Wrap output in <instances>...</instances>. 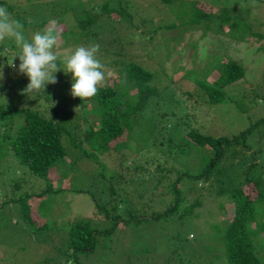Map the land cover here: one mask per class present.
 <instances>
[{
	"label": "rangeland",
	"instance_id": "1",
	"mask_svg": "<svg viewBox=\"0 0 264 264\" xmlns=\"http://www.w3.org/2000/svg\"><path fill=\"white\" fill-rule=\"evenodd\" d=\"M5 1L8 4H15L14 10L21 15L23 13L28 16H23L21 20L23 24H32L33 21L38 19L39 13L33 8H36V5L38 6V1H36V5L31 0ZM100 1H54L57 8L55 7L56 13L52 15V18L63 16L62 23L55 24V19L53 21L50 19L48 23L49 27L57 25L56 29L60 32L58 46L53 49L58 55V60L64 61V58L70 56L78 47L99 44L100 51L97 58L101 63L104 62L101 57L109 61L113 50L121 47L120 43L114 40L117 35H121L118 32L119 29L122 34L126 33L131 36V41L127 44L123 41L122 52L129 56V60L142 64L149 58L150 60H147L151 64L149 68L155 74L153 84L158 88L164 86L166 88L164 92L154 97L153 109H146V114L141 117V120L137 118L139 121L135 122V126L132 125L134 128L131 130L130 137H128L129 140L127 139L125 142L131 145V148L128 149L125 146L116 149V142L120 143L122 139H125L124 136H120L117 141L111 143L114 147L100 156L102 161L107 164L109 173L115 172L113 167L118 170L122 166V160L130 159L128 164L133 160L136 161L133 169L140 170L135 182L133 181L134 185H129L130 179L127 174H122L121 177L115 180L118 183V191L117 194L114 193V197L118 200H124V204H120L121 201L119 202L116 212L127 217L130 214L135 216L144 215L143 217H146L149 221L145 219L146 221L142 225L131 223L124 227L119 226L110 235L99 236L100 241L97 243L96 250L92 254L82 256L81 264H167L169 257L170 259L175 257L179 264H197L196 262L199 263L207 260V258L213 260V264H222L226 260L222 234L218 229H211L213 223L217 222L213 220L216 218V213L211 214L208 221L203 216L197 221L193 219L191 222L186 223L185 208L192 203H196L197 200L194 195L189 194V190L192 189L195 194L207 191V183L198 178V174L204 167L203 161L206 158V153L202 147H198L192 140L174 133L179 126L175 123L179 122L183 129L192 128L201 131L203 134L205 133V135L221 137L234 135L241 129L250 126L253 123L252 121L264 117V41H259L256 38L247 40V37L240 39L239 36H230L228 28L225 29L227 32L219 33V36L214 33L210 34L213 35L212 37L208 35L203 37L201 27L197 26L201 31L199 29L191 31V27L187 26L188 22L186 21H184L185 29L183 26L180 29L163 27L158 29V33L154 36V29L151 26L157 27L175 20L178 21L179 17L173 13L171 7L167 4L156 0H123L130 2V10L134 14V25L128 26L127 22L124 21L125 23L119 24V22L114 21V15L100 10L99 7L102 4V1L101 3ZM197 1L201 2L200 0ZM206 1L209 4L211 0H203V2ZM215 1L218 2L217 5L220 2L222 4L231 3L236 5V8L253 3L252 0ZM205 6L204 3L203 7ZM253 7V17L250 19L255 22L257 18L264 22V0H260ZM156 8L161 10H156ZM87 15L91 19L95 18V20L89 23L86 29H83L78 25V22L79 19H84ZM242 15L244 16V14ZM12 16L17 19L15 15ZM143 19H148L146 25L142 24ZM213 28H216V26H213ZM71 29L80 30L84 35H77L79 38L74 36L75 38L70 39L69 44H65V32ZM255 30L264 34V26L256 25ZM140 34H143V37L147 35L148 39L151 40L148 50L149 57H147V51L142 49L140 45V36H138ZM32 35L33 32H30L29 37L31 38ZM194 43L198 46L194 47ZM17 49L18 47L11 39L6 38L4 41H0V56L1 59H6L0 61V67L3 68V64L10 65L13 62L17 67H15L14 75H17L20 64L19 60L16 63L12 59L18 53ZM105 51H108L106 55ZM222 55L226 57L221 62L215 61L218 67L211 66V63L214 62L213 59L219 60ZM228 57L245 66L246 78L235 81L229 86V95L233 102L207 105L205 102L208 95L200 81L208 76L207 81L214 82L220 76L225 63L228 62ZM103 71L106 73V80L100 86L110 84L116 87L118 92L126 90V86L120 85L119 81V78L126 76L124 69L106 65ZM109 72L111 76H107ZM61 74L66 78L55 84H50V90L39 91L43 94H40V96L39 92L29 96L21 94V87H26L30 82L26 81L27 76L21 73L20 83L22 85L17 86L18 91L11 87V90L4 92L6 91V82H2L4 74H0V89L2 87L0 90V105L8 109L29 107L41 110L48 118H54L55 120H58L59 117H66L69 121H73L72 129L75 130L78 141L82 142L84 148H88L86 130L91 124L98 129L100 127L97 121L98 118L90 111L92 106L89 104L85 112L87 120L84 119L85 116L82 113L81 106L76 103L77 97L72 96V101L68 106L61 102V94L70 93L73 83L72 75H67L64 70H61ZM173 83H175V89L172 87ZM175 95L176 101L172 103L170 97ZM254 95L257 100L251 101ZM20 97L22 98L20 99ZM48 97L49 100L46 99ZM238 102L244 105L242 108L243 113L236 107ZM182 107H185L188 111L184 113L181 111ZM159 109L168 110L167 115H164L166 111H160L158 116L157 111ZM173 109L181 111L174 120L169 116L170 111ZM68 112L69 114H66ZM78 116L80 118H77ZM18 120V118L6 120L0 113V133L4 134ZM171 121L175 123L171 124ZM5 123L7 125H4ZM16 129L12 130L11 134H14ZM180 131L182 132L181 129ZM260 131L264 136V126L255 134ZM260 143V139L253 136V145L264 150V140ZM0 146L8 151L4 155L7 156H3L4 162L0 161V164H2L0 167V205L3 201L19 198L21 195H29L30 204L34 208L38 205L39 200L40 203H43L42 206L45 209L43 212L45 215H42L41 218L36 211L32 213V217L36 216L35 220L38 219L40 225H43L45 221L49 222L48 227L42 228L40 233L37 232L33 237L23 228L25 225H22L20 214L15 205L6 206L4 216L0 220V264H14L15 261H19L16 264H21L20 260H23L29 252H33L32 261L38 263L45 254L51 252L52 247H55L58 251L60 250L59 252H63L68 238V225L77 219L78 214L81 215L80 218L90 216L93 210L96 209V203L107 205L110 208L116 205L115 201H111L113 193L109 194L102 187L105 184L103 180H100L97 165L94 166L88 159L83 160L80 167L84 171H88H85L82 177L88 176L89 181L83 180L82 183H78L80 186H85L86 192L63 194L62 196L65 198L58 201L55 198L46 200L45 197L47 196L45 195L38 198L40 195L37 196V194L41 192L45 181L30 173L26 166L14 165L15 154L8 144H0ZM73 150L81 151L80 147L76 148L71 145L70 148V146H67L68 156L71 158L75 156ZM151 159L155 161L150 166L143 161H150ZM250 163L251 161H248L244 167L237 166L238 169H233L234 176L237 172L240 174L233 188L239 185L238 181L244 182L246 180L247 176L244 175V172ZM6 164H13L14 166L8 168ZM64 166L58 170V174L61 177L60 183L62 186L68 188L70 182L76 183V179L69 177L67 180H62L63 177L60 173L68 169L67 167L64 169ZM185 174H190L191 177L188 179ZM14 175V179L21 178L20 181L24 183L20 188L16 189L14 187L16 184L13 180ZM51 178L57 186L60 180L59 177ZM175 189H178L177 192L183 198L181 199V206L176 212L168 213L170 207L174 204ZM246 190L248 191V187H246ZM130 191H132L131 194H128ZM207 196L208 194L201 196L200 200H206ZM219 197L213 195L212 200H210L211 203L218 201ZM209 207L210 205L206 206L205 209ZM50 209H53V211ZM230 212H232V209ZM182 219H184V225L180 226L179 222ZM94 221L98 225H104L100 219L94 218ZM189 231L194 233L189 235ZM52 238L59 243L53 244L48 251V247L44 244ZM26 246L31 247V251L27 252L28 250L21 249V247ZM257 247L262 250L264 239ZM259 256L263 259L262 264H264V250ZM27 261L28 259L23 264Z\"/></svg>",
	"mask_w": 264,
	"mask_h": 264
},
{
	"label": "trees",
	"instance_id": "2",
	"mask_svg": "<svg viewBox=\"0 0 264 264\" xmlns=\"http://www.w3.org/2000/svg\"><path fill=\"white\" fill-rule=\"evenodd\" d=\"M31 1H34L35 5L37 4L36 1L39 2L38 6L36 5V8L33 7L38 11L39 17L37 20L33 21L32 24L25 25L21 20L23 16H28H25L23 13L21 15L15 11V4H8L5 0H0V5L6 6L8 11L12 15H15L17 20L23 24V33L26 39L29 38L28 40H31L29 37L30 32H33L34 34L36 32H43L46 28H50L48 26L50 19H52V21L55 19V24L63 22L62 15L52 18V15L56 13L55 7L57 8L56 3L54 2L55 0ZM101 1L102 4L99 9L105 13L114 15V21L119 22V24L127 22L126 24H128V26L134 25V14L130 10L131 4L129 1ZM156 1L163 2L170 6L173 13H175L179 18L178 21L175 20L168 24H162L157 27L151 26L154 29V36L158 33V29H162L163 27L168 29H180V27L183 26L185 29L184 21H186L188 22L187 26L191 27V31L198 29L201 31L199 28L201 27L203 37L207 35L212 37L213 35L210 34L214 33L219 36V33L222 34L227 32L225 29L228 28L230 36H239L241 37L240 39H245L247 37V40L256 38L259 41H264V34L255 30L256 25L264 26V22L258 20L257 18H254L256 20L255 22L253 19H250L253 17V6L260 0H252V4H244V6H241L240 8H236V5L231 3L222 4L220 2V4L217 5L218 2L215 0H211L209 4L208 1L203 2V0H200L201 2L197 0ZM204 3L206 4L205 7H203ZM156 10L161 9L156 8ZM241 13L244 14V16ZM93 20H95V18L91 19V17L87 15L84 19H79L78 25H80L81 28L86 29L87 25ZM147 21L148 19H143L142 24L146 25ZM27 26L30 28L32 26V28L30 29ZM56 26L57 25L51 27L56 28ZM213 26H216V28H213ZM118 32L121 35H117L114 40L119 42L121 47L113 50L109 61H107L104 57H101V60H104V66H114L125 70L126 76H123L121 79L119 78V81L120 85L126 86V90L118 92L116 87L107 84L105 86H98V92L92 98L84 101L77 97L76 100V103L81 106L84 116L86 115L85 112L87 106L91 104L92 107L90 111L98 118L97 121L100 127L96 129L91 124V126H89L86 130V142L89 145L88 148H84L82 142L80 140L78 141L77 134L75 130L72 129L73 121H69L66 117H59L58 120H55L54 118H48L41 112V110H35L29 107L21 109H8L3 105H0V113L3 118L6 120H12L13 118L19 119L18 122L12 124L4 134L0 133V144H8L14 151V165L21 164L26 166L30 173L45 181V185L41 192L37 194V196L40 195L38 198H42L43 195H45L47 196L45 197L46 200H53L55 198V200L58 201L65 198L62 196L63 194H80L86 192L85 186H80L78 183H82L83 180L89 181L88 176L82 177V174L86 170L84 171V169L80 167V163L83 162V160L88 159V161L93 163L94 166L97 165L101 179L100 177L98 178L103 180L105 184V186L102 187L107 190L109 194L113 193L111 201L116 202V205L112 208L107 205H99L96 203V209L93 210V213H91L88 217L80 218L81 215L78 214L79 216H77V219L68 225V238L63 252H59L60 250L58 251L55 247H52L51 252L45 254L40 261L36 263L32 261L31 256L33 252H29L32 248H29V246L24 248L21 247L22 250H28L27 252H29L23 260H20L21 264H23L27 259L28 261L25 264H81L82 256L89 255L90 253L92 254V252L96 250L97 243L100 241L99 236L110 235L119 226L124 227L125 225H130L131 223L142 225L144 221H149V219L143 217L144 215L135 216L130 214V216L127 217L116 212L119 207V202L121 201L120 204H124V200H118L114 197V193L118 191V183H116L115 180L121 177L122 174H127V177L130 179L129 185H134L136 176L139 174L138 171L140 170H137L136 168L133 169L136 161L133 160L130 164H128L130 159L127 158L122 160V166L118 170L113 167L115 172L109 173L107 164L102 161L100 156L110 151L112 147H114L111 143L113 141H117L120 136H124L125 139H122L120 143L116 142V149L125 146L128 149L131 148V145H128L125 142L128 137H130L132 132L131 130L134 128L132 125L135 126V122L139 121L138 119L141 120V117L146 114V109H153L154 97L158 96L161 92H164L166 86L158 88L153 84L155 74L149 68L151 65L150 61H147L150 60L149 58H147L143 64L129 60V56L125 52H122V49L124 47L123 41L127 44V42L131 41V36L126 33L122 34L119 29ZM82 34L83 32L80 30H67L65 32V44H69L70 39H74ZM153 34L152 37L154 38ZM138 36H140L139 41L142 49L147 51V57H149L150 54L148 50L151 45V40L148 39L147 35L143 37V34H140ZM193 46L197 47L198 45L194 43ZM17 51L19 53L21 49L18 48ZM104 53L106 55L108 51H105ZM224 57L226 56L222 55L219 60L213 59L214 62L211 63V66L214 65L215 67H218V65L215 64V61L221 62ZM14 58L15 55L12 59L17 63L19 57ZM2 60L5 61L6 59H1L0 56V61ZM56 62L61 67V69L55 73L57 82H60L66 78L61 74V70H63L62 68H64L65 65L62 60H57ZM116 70L121 71L119 69ZM15 71L16 69L12 68L10 65L3 64V68L0 67V74H4L2 82H6V91L4 92L11 90V87L17 90V86L21 84L20 72L17 71V75H14ZM67 75L72 74L67 73ZM245 76V66L228 57V62L225 63V67L221 69L220 76L214 82H209L210 80L207 81L208 76L200 81V84L208 95L205 103L210 105L233 102L231 96L229 95L230 91L228 88L233 82L246 78ZM26 81H29L28 77L26 78ZM174 84L175 83H173L172 86L173 89H175ZM24 88L25 86H22L21 90ZM46 89L50 90V84L46 86ZM40 94L43 95L39 92V96ZM61 96V102L67 104L68 106L72 101L71 92L62 93ZM175 97L176 95L170 97L172 103L176 101ZM21 98L22 97H20V99ZM46 99L49 100V97ZM253 100H257L255 95L251 101ZM243 106V103L240 102L236 104L237 109H239L242 113L244 111L242 109ZM160 111H166L164 113L165 116L168 113V110L166 109H159L157 111L158 116ZM181 111L186 113L188 110L185 107H182ZM181 111L179 109H173L170 111L169 116L174 120L178 117ZM157 113L155 112V114ZM66 114H69V112ZM77 118L80 117L78 116ZM84 119L87 120V116H85ZM252 122L253 123H251L250 126L241 129L234 135L215 137L214 135H205V133L203 134L201 131L196 129H183L179 122L175 123L174 121H171V124L175 123L179 125L177 131L174 133L192 140L196 145H198V147H202L203 151L206 153V158L203 161L204 167L198 174V178L199 180L202 179L205 183H207V191L205 193L195 194L192 189L189 190V194L194 195L197 200L196 203L186 206L184 217H186V223L188 221L191 222L193 219L197 221L203 216L205 220L208 221L211 218V214L216 213V218L213 220L214 222H217L213 223L211 220L213 223L211 229H218L222 234L223 245L226 250V260H224V257L222 264H262L263 261L259 254L262 253L264 247H262V250L261 248L259 250L257 245L260 246L261 240L264 239V150L263 148L259 149L257 146L253 145V136H257L260 139V142H263V130L257 134L255 133L259 131L261 127L263 128L264 117ZM4 125L7 124L5 123ZM15 128H17L16 132L11 134V131H14ZM71 145L76 148L80 147L81 149L79 152L77 150H73L75 156L72 158L68 156L67 151V146H70L71 148ZM6 152L8 151L0 146V161L4 162V157L7 156H4ZM143 161L150 166V164H152L155 160L151 159L150 161ZM248 161H251V163L244 172V175L247 176L246 180L244 182L238 181L239 185L236 188H233L234 183L238 180V176L240 175L237 172L234 176L233 169H238L237 166L244 167ZM133 163L134 165L132 166ZM12 165L13 164H6L8 168L12 167ZM1 166L2 164H0V167ZM63 166L64 169L66 167L68 169H66L65 172L60 173L63 177L62 180H67L69 177H74L76 179V183L70 182L68 188H64L60 183L61 177L58 174V170H60ZM124 167L125 170L123 171ZM185 175L188 176V179L191 177L190 174ZM56 176L60 179L57 186H55V182L51 178ZM14 177L15 175L13 176V180L16 183L14 187L16 189L20 188L24 183L20 181L21 178L14 179ZM246 187H248V191L246 190ZM174 191V204L170 207L168 213L176 212L181 206V199H183L177 192L178 189H175ZM131 192L132 191L128 194H131ZM205 194H208L207 199L204 201L200 200L201 196ZM213 195L223 197H219L218 201L211 203L210 200H212L211 197ZM42 204L43 203H40L38 200L37 206L40 208L37 206L34 208L30 204L29 195H21L19 198L3 201L0 205V220H2L4 216L5 207L8 205H15L16 210H18V213L20 214L22 225H25L23 228L34 237V234H37V232L40 233L42 228L49 226V222L45 221L43 225H40V221H38V219L35 220L36 216L32 217V213H34V211L38 213L40 218L42 215H45L43 214L45 209H43ZM208 205H210V207L205 209ZM53 209L50 210L53 211ZM231 209L232 212H230ZM47 211H49V209H47ZM94 218L102 220L104 225H98L95 223ZM179 224L180 226H183L184 219H182ZM192 233L194 232L189 231V235ZM56 243L59 242L52 238L44 245L48 247L47 249L49 251L50 247ZM16 262L19 261H15L14 264H16ZM167 262V264H179L175 257H173V259H170L169 257ZM196 263L213 264V260H209L207 258V260Z\"/></svg>",
	"mask_w": 264,
	"mask_h": 264
},
{
	"label": "clouds",
	"instance_id": "3",
	"mask_svg": "<svg viewBox=\"0 0 264 264\" xmlns=\"http://www.w3.org/2000/svg\"><path fill=\"white\" fill-rule=\"evenodd\" d=\"M59 37L60 32L55 27H50L43 32L34 33L29 41L23 33V24L13 18L6 6L0 5V41L11 39L21 49L15 56L20 60L18 71L30 81L21 90V94L29 96L46 90L48 84L57 83L55 73L61 67L56 62L58 55L53 49L58 46ZM99 51V44L81 46L64 58L65 67L62 69L66 74H72L71 95L74 98L79 97L84 101L92 98L97 94L98 86L105 82V66L97 58ZM10 66L16 67L13 62ZM107 76H111V73H107Z\"/></svg>",
	"mask_w": 264,
	"mask_h": 264
}]
</instances>
